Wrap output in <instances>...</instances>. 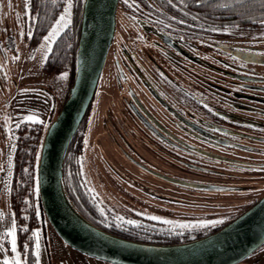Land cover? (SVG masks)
<instances>
[{"label":"rangeland","instance_id":"374dc122","mask_svg":"<svg viewBox=\"0 0 264 264\" xmlns=\"http://www.w3.org/2000/svg\"><path fill=\"white\" fill-rule=\"evenodd\" d=\"M119 1H121V5L116 13L117 30L113 40L114 44L111 49L109 48L104 74L98 83L95 101L89 118L85 122L80 163L87 184L96 185L100 195H104L102 197H106L108 202L131 209L132 212H127V214L129 213L134 218L137 213L140 214L137 217L141 215L156 216L159 218L158 220L171 221L168 224L172 227L192 225L191 222H199L203 219L205 213L215 212L216 215L213 218L219 220L224 218L226 212H241L243 209L241 210L239 206L258 199L259 193L262 192L260 187H264V185H254V188L249 191H239L238 193L230 191L228 194L216 196L223 199L222 202L225 204L222 208L225 210H221L222 208L217 205L211 209V207H206V203L203 202H201L202 206L194 205L195 208L168 205L170 199L185 200L184 195H178L180 189L172 185H142L139 183L140 179L146 175L137 174L133 165L126 161L111 129L118 123L116 128L120 131L122 128L129 133L126 139L129 146L127 143H123V149L131 151L137 145V149L142 151L140 155L146 156L148 146H146V142L141 141V137H139L141 134L136 126L131 121L121 123V112L117 111L119 104L117 97L120 92H124L127 87L135 91L139 89L135 86L136 81L131 77V73L125 71H131V66H126L122 48H125L131 56H143V62L148 63L156 71L162 72L164 76L161 74L160 76L164 80L158 75V82L154 85L169 87L174 86L173 83L176 82L177 85H181L195 95L202 93L204 102H213L218 100V94H215L218 85L225 87L240 85L238 80L225 75V72L264 77V67L244 65L245 63L241 60L228 56L227 52V49L263 52L264 28L257 27L244 32L228 29L220 33L221 36H214L210 39L166 32L167 35L178 39L177 44L182 50V52L177 51L181 56L174 54L175 51L172 49L169 51L170 54H167L161 39L152 32L154 30L151 31V25L150 28L145 27L149 30H145L139 25L138 20L132 18L131 11L134 8L140 11V5L137 3V7L133 0ZM66 2L67 0H65L64 7ZM64 7L52 22L48 33L59 16L64 13ZM26 13L23 0H0V167H3V171H0V213H2L0 244L3 245V248L0 249V260L5 257L11 259L12 256L8 238L2 234L11 226L13 219L9 203L12 167L9 169L7 165L9 155H11V165H13V150L10 145L15 146L16 124L28 115H36L40 120L46 122L45 110L49 106L50 113L47 112L48 115L50 114L49 120L54 119L71 86L68 72L46 75L42 71L40 64L41 62L43 64L49 52L45 42L48 33L35 47H32L34 43L30 45L31 38L29 36L25 41L22 34ZM69 20V25L74 22V0H72ZM148 24L152 23L148 22ZM175 56L176 58H173ZM118 69L124 71L120 75L122 89H119L120 85H118ZM64 73L67 74V79H57ZM154 111L158 117L162 118L157 105ZM110 166H113L117 172L113 171ZM6 182H9L7 188L5 187ZM158 198L169 199L168 202L162 203L158 201ZM200 199L204 201L202 198ZM173 201L171 202L176 203ZM227 207L229 208L226 209ZM170 209L183 210L187 215L173 212ZM192 214L195 215L192 216ZM44 220L40 218L39 222L45 224L46 220ZM47 241L50 251L46 244ZM40 246L41 264H110L70 249L57 237L49 225L45 226L44 236L40 238ZM17 252L20 253L18 244ZM238 264H264V245Z\"/></svg>","mask_w":264,"mask_h":264},{"label":"flooded vegetation","instance_id":"af4514ba","mask_svg":"<svg viewBox=\"0 0 264 264\" xmlns=\"http://www.w3.org/2000/svg\"><path fill=\"white\" fill-rule=\"evenodd\" d=\"M139 25L144 29L150 28L151 24L139 21ZM150 29L154 30L152 32L163 42L165 53L170 54L169 51L172 49L175 51L174 54L181 56L177 53V51L182 52L177 44L178 39L163 33L154 25H151ZM116 30L117 27H115L114 36ZM145 30L149 29L145 28ZM113 44L112 41L110 49ZM122 49L126 66H131V71H125L131 73V77L136 81L135 86L139 89L135 91L127 87L124 92H120L117 97L119 100L117 111L121 112V123L131 121L136 126L141 134L139 136L141 141L146 142L148 146L146 156L140 155L142 151L137 149V145L131 151L123 149L122 144L127 143L129 133L122 128L121 131L116 128L118 123L111 131L126 161L133 165L137 174L146 175V177L142 175L143 178L139 183L172 185L179 188L178 195H184L185 200L170 199L168 205L195 208L206 203V207L211 209H214L216 205L219 208L224 207L225 203L222 202V198L216 197L218 195H225L230 191L237 193L249 191L254 188V185H264V77L225 72V75L238 80L240 85L235 84L236 86L229 87L218 85L215 91V94H218V100L204 102L202 93L195 95L181 85H177L176 82L173 83L174 86L169 87L154 85L158 82V75L164 76L162 72L156 71L148 63L143 62V56H131L125 48ZM227 52L228 56L241 60L245 63L244 65L264 67V51L227 49ZM122 73L124 71L118 69L119 89L123 88L122 78H120ZM103 74L104 69L99 81ZM97 88L83 123L68 151L67 160L73 172L78 168L76 170L78 176L73 181L71 189L73 198L71 202L82 216L98 228L126 237L156 236L159 239H169L176 236L179 240L191 241L217 231L254 205L264 194V187H260L262 192L259 193L258 199L249 203L246 201V204L239 206L241 210L243 209L241 212H226L224 218L219 219L224 223L214 227L211 225L213 221H216L213 218L216 215L215 212L205 213L202 221L191 222L192 225L189 227H172L161 223V220H150L146 215L140 217L137 215L134 218L127 214L131 209L108 202L106 197H102L104 195H100L96 185L87 184L80 163L85 122L94 104ZM156 105L160 109L162 118L158 117L154 111ZM131 139L133 140V137ZM110 167L117 172L113 166ZM151 198L154 199V197ZM168 199L158 198V201L163 203L168 202ZM171 211L187 215L183 210ZM119 217L125 221H134V224L121 223ZM201 224L209 226L200 227ZM45 226H47L46 221L45 224L40 223L39 228L35 230L40 232V238L44 236ZM46 244L50 251L48 241ZM34 246L35 240L33 248ZM20 254L22 264H31L27 263L25 255L23 256L21 252Z\"/></svg>","mask_w":264,"mask_h":264},{"label":"water","instance_id":"95a60500","mask_svg":"<svg viewBox=\"0 0 264 264\" xmlns=\"http://www.w3.org/2000/svg\"><path fill=\"white\" fill-rule=\"evenodd\" d=\"M119 0H81L75 72L68 95L43 135L38 194L44 217L70 249L110 264H238L264 245V194L217 231L178 244L138 242L104 231L82 216L63 183L66 152L92 103L116 27Z\"/></svg>","mask_w":264,"mask_h":264},{"label":"trees","instance_id":"16d2710c","mask_svg":"<svg viewBox=\"0 0 264 264\" xmlns=\"http://www.w3.org/2000/svg\"><path fill=\"white\" fill-rule=\"evenodd\" d=\"M134 4L140 5L138 11L132 8L133 19L152 23L163 33L174 32L188 37L199 36L203 39H210L214 36H221L220 33L231 29L239 32L248 31L257 27L264 28V9L260 7V0H245L247 7H241L231 0V7H218L221 3H229L230 0H133ZM65 4V0H29L27 13L25 15L23 39L28 40L31 35L30 45L35 47L41 39L46 36L52 22L58 17ZM121 1L118 2V7ZM81 0H74V22L60 32L52 44V51L48 52L42 64V71L46 75L68 72L70 83H72L75 72V54L77 47V36L75 33L76 24L80 16ZM138 7V5H137ZM118 9V8H117ZM118 12V11H117ZM128 13H130L128 11ZM117 19V15H116ZM182 22V23H181ZM216 28L219 31L212 32L209 29ZM169 30V31H167ZM71 85V84H70ZM83 123V122H82ZM45 129L42 125H34L25 121L17 128L16 140L13 151L12 174L9 186V203L13 218L17 221V244L18 249L25 255V260L32 262L30 256L33 249L31 234L39 228V219H45L42 212L39 196L33 192L36 174L35 154L40 151ZM76 136V135H75ZM74 138L68 146L63 166V183L66 193L72 201V185L77 179L76 170L70 169L67 160L68 151L74 142ZM24 169L29 171L26 173ZM27 199L28 205L23 201ZM40 210V218L36 217V209ZM24 217H27L25 219ZM45 221V220H44ZM48 225V224H47ZM27 227L28 232L21 229ZM121 238L147 243L157 244H178L188 242L179 240L178 237L169 239L156 236L126 237L110 232ZM25 245L29 246V254L24 252Z\"/></svg>","mask_w":264,"mask_h":264},{"label":"snow or ice","instance_id":"6c2138e0","mask_svg":"<svg viewBox=\"0 0 264 264\" xmlns=\"http://www.w3.org/2000/svg\"><path fill=\"white\" fill-rule=\"evenodd\" d=\"M24 5H25V11H27V5L29 3V0H23ZM172 0H169V3H171ZM235 4L243 7H247L245 0H234ZM218 7H231V0L229 3H221L219 5H217ZM260 7L261 9H264V0H260ZM71 9H72V0H67L66 2V6L64 7V13L62 15L59 16V18L56 20L55 25L52 27L51 31L48 33V35L45 37V42L47 44V51L51 52L52 51V44L55 42V38L60 34L61 31H63L65 28L68 27L70 20L69 17L71 15ZM182 23V22H181ZM262 24H264V21H261ZM212 32H217L219 31L216 28H211L209 29ZM29 38H31V36L29 35ZM57 79L59 80H65L67 79V74L64 73L62 75H60ZM28 121L31 122L34 125H42L43 128L45 129V133L46 135L55 127L54 124H51L49 122H45L40 120L36 115H28L23 117L22 121L20 123L16 124V128H20L21 127V123ZM214 131H217L216 129H214ZM10 147H12V150L14 151V145H10ZM43 148V142L41 143V149ZM8 168L11 169L12 165H11V155L8 156ZM35 161H36V169L38 172V169L41 165V161H42V156H41V152L37 151L35 154ZM0 171H3V167H0ZM24 171L27 173L29 170L28 169H24ZM33 180H34V187H33V192L36 193L37 195L40 192V177L38 174H34L33 175ZM9 182L5 183V187H8ZM23 203L25 205L29 204V201L27 199H25L23 201ZM137 215H140L139 213H137ZM0 217H2V213H0ZM36 217L37 219L40 218V210L39 208L36 209ZM25 219H27V217H24ZM121 223H127V224H134V221L131 220H127L125 221L122 217L118 218ZM148 219L150 220H158L159 218L156 216H150L148 217ZM161 223H171V221L168 220H161ZM224 221L223 220H216L212 222L211 226H216V225H220L223 224ZM107 226V225H106ZM119 226V225H118ZM200 227H208V224H201L199 225ZM181 227H189L188 225H181ZM17 221L15 218H13L11 220V226L9 228H7V230L2 234L4 237L8 238V243L10 245V251L12 253L11 259L5 257L3 260H0V264H22V260H21V254L17 252ZM23 232H28L29 229L27 227H23L21 229ZM40 232L39 231H33L31 234V238L35 240V246L34 248L31 250L30 252V256L33 257L34 259L32 260L31 264H41V246H40ZM3 248V245L0 244V249ZM24 252L26 255L29 254V246L25 245L24 248Z\"/></svg>","mask_w":264,"mask_h":264},{"label":"crops","instance_id":"0c3cea01","mask_svg":"<svg viewBox=\"0 0 264 264\" xmlns=\"http://www.w3.org/2000/svg\"><path fill=\"white\" fill-rule=\"evenodd\" d=\"M40 65H42V62H41ZM40 69H41V66H40ZM52 107H51V109H52ZM48 109L50 110V106L47 107L46 110H45V119H46V122H48V120L50 119V114L49 115L47 114V112L49 111ZM49 113H50V111H49Z\"/></svg>","mask_w":264,"mask_h":264}]
</instances>
